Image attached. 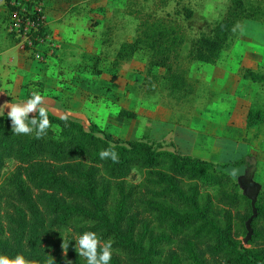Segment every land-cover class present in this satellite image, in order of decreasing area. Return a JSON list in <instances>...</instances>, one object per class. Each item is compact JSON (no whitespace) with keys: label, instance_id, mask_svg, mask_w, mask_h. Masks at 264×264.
Wrapping results in <instances>:
<instances>
[{"label":"trees","instance_id":"16d2710c","mask_svg":"<svg viewBox=\"0 0 264 264\" xmlns=\"http://www.w3.org/2000/svg\"><path fill=\"white\" fill-rule=\"evenodd\" d=\"M5 1L8 19L15 14L21 21L19 33L28 20L38 25L26 33L31 42L47 36L31 5ZM261 3L230 0L210 34L190 39L185 53L187 39L168 15L128 7L138 20L136 35L121 44L116 57L131 60L144 50L151 81L157 78L152 70L161 69L171 91L192 94L184 64H217L241 23L260 20ZM237 74L264 84V73L251 68H240ZM118 116L137 117L123 109ZM48 119L47 134L38 139L35 132L14 134L7 115L0 116V212L3 206L13 211L7 215L10 227L0 225V255H22L33 264H49L51 258L53 264H66L61 249L50 254L44 244L57 230L72 226L78 237L91 231L111 239L112 249L124 260L114 255L110 264H264V189L255 201L241 194L237 182L223 172L229 164L165 151L161 142L151 140L111 141L95 125L85 130L79 122L50 112ZM263 121L264 109L250 107L246 129H258ZM109 148L118 154V162L100 159L99 153ZM67 243L70 264H85L75 240Z\"/></svg>","mask_w":264,"mask_h":264},{"label":"rangeland","instance_id":"374dc122","mask_svg":"<svg viewBox=\"0 0 264 264\" xmlns=\"http://www.w3.org/2000/svg\"><path fill=\"white\" fill-rule=\"evenodd\" d=\"M133 1L135 5L131 6L127 0H23L40 14L47 31L46 37L29 47L28 38L15 28L19 17L13 14L8 19L6 1L0 0V102L22 103L33 91L43 96L46 87L45 99L51 114L75 120L85 130L95 125L102 137L119 142L149 140L153 120L167 113L171 115L170 120L185 128L190 126L194 115L205 117L208 111L222 105L238 112L248 111L250 107L264 109V84L260 87L240 79L237 74L238 69L247 68L248 64L256 66L251 69L264 73V0L260 20L241 23L236 38L217 64H184L187 78L195 89L188 95L171 91L162 78L161 69L152 70L157 78L151 81L147 76L146 51H138L131 60L117 59L121 44L136 35L138 20L128 14V7L142 8L143 12H153L158 17L168 15L187 39L183 46L185 53L190 39L210 34L225 15L230 0H168L164 4L159 0ZM245 1L255 3L257 0ZM11 32H14L13 38ZM239 93H255L256 99L250 105L243 104L238 100ZM121 109L134 112L137 117L134 120L120 118ZM4 113L7 114V109ZM213 123L220 127L223 122L211 118L210 124ZM232 125L236 128L234 131H238V124L233 122ZM224 131L234 135V139L243 138L251 153L242 163L247 167L245 172L242 165L232 166L243 158L245 146L229 145L223 135H218V144L223 149L222 162L237 158L223 172L237 182L241 194L254 197L264 189V121L254 130L230 132L226 128ZM170 144L168 139L161 141L163 150L172 152ZM188 146L180 145L181 152H189ZM10 167L9 164L6 170ZM7 215H13V211L3 206L0 225L4 230L10 227ZM71 238L75 241L78 238L72 226L57 230L48 237L44 248L52 254L58 247L70 264L68 253L61 245ZM114 255L124 260L112 249ZM84 262L86 264L85 258Z\"/></svg>","mask_w":264,"mask_h":264},{"label":"crops","instance_id":"0c3cea01","mask_svg":"<svg viewBox=\"0 0 264 264\" xmlns=\"http://www.w3.org/2000/svg\"><path fill=\"white\" fill-rule=\"evenodd\" d=\"M246 66H248L247 68H256L255 65L250 66V64H248ZM43 92V97L46 98L48 95L46 87L43 89ZM237 96L240 102H242L243 104L249 103L248 105H250V102H253L256 99L255 93H246L245 95L239 93ZM0 104L3 105L1 102ZM239 112L233 111L230 107L224 105L218 106L208 111V115L205 117H202V115L199 114L194 115L192 117V120L190 121V126L185 128L174 123L172 121V118L170 120L171 115L170 113H167V115H165L164 117L153 120V125L148 131V139L156 142H161L164 139H168L174 151L180 155L196 157L205 161L213 162L215 164L223 165L230 164L232 161L237 160V158L231 157L229 160H227L228 163L222 162V160L224 161L223 149L222 146L218 144L217 136L223 135L222 138H224V141L229 145L245 146L243 153L244 156L241 159L244 160L251 153L248 143L244 141L243 138H241V140L234 139V135H232L231 133H225L226 131H224L226 128L230 132L236 130V128L232 125L233 122H236L238 124V131H246V116L248 111L247 109H244ZM4 115L7 114L4 113ZM217 115L219 116L217 117ZM211 118L214 121L220 120L223 123L220 125V127H218L219 125L217 123L210 124ZM203 119L205 121H203ZM225 125H227L226 128ZM227 135L232 136V138H227ZM182 144L189 145V152H181L180 145ZM242 168L245 169L244 172L247 169V167L244 165H242Z\"/></svg>","mask_w":264,"mask_h":264},{"label":"clouds","instance_id":"9594fccd","mask_svg":"<svg viewBox=\"0 0 264 264\" xmlns=\"http://www.w3.org/2000/svg\"><path fill=\"white\" fill-rule=\"evenodd\" d=\"M7 109V117L11 121L12 132L17 135H31L35 132L36 138H42L47 134L50 127L49 105L48 101L37 91L30 94V98L22 103L0 105V116L4 115ZM38 114L29 118L30 114ZM101 160L110 159L112 162H118V154L112 149H105L99 153ZM235 175V172H233ZM111 239L102 240L95 232H84L75 241V251L80 256L85 258L86 264H110L112 258ZM69 243L63 241L61 247L67 251ZM0 264H33V262L25 259L22 255H17L15 258H9L0 255ZM49 264H53V259H50ZM69 264V262H66Z\"/></svg>","mask_w":264,"mask_h":264},{"label":"built area","instance_id":"2783aa9c","mask_svg":"<svg viewBox=\"0 0 264 264\" xmlns=\"http://www.w3.org/2000/svg\"><path fill=\"white\" fill-rule=\"evenodd\" d=\"M19 27H20V21L19 20H17L16 21V30H18L19 29ZM37 28H38V25L37 24H35L34 22H31V21H27L26 22V26L24 27V32H23V35H24V37H27L26 36V33H28L30 30H37ZM19 32V31H18ZM28 38V37H27ZM29 40V39H28ZM32 43H33V46H32ZM39 43H42V40H40L39 41ZM27 45L29 46V47H34V42H31L30 40L29 41H27Z\"/></svg>","mask_w":264,"mask_h":264},{"label":"water","instance_id":"95a60500","mask_svg":"<svg viewBox=\"0 0 264 264\" xmlns=\"http://www.w3.org/2000/svg\"><path fill=\"white\" fill-rule=\"evenodd\" d=\"M243 195L247 196V197H248V198H250L252 201H255V200H256V198H257V195H255L254 197H251V196H249V195H246V194H243Z\"/></svg>","mask_w":264,"mask_h":264}]
</instances>
